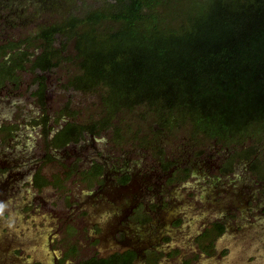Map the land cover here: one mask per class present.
I'll list each match as a JSON object with an SVG mask.
<instances>
[{"label": "trees", "instance_id": "trees-1", "mask_svg": "<svg viewBox=\"0 0 264 264\" xmlns=\"http://www.w3.org/2000/svg\"><path fill=\"white\" fill-rule=\"evenodd\" d=\"M38 1L11 13L0 7V82L15 81L16 70L61 69L67 90L99 95L102 112L90 125L69 123L55 146L78 141L86 129L122 143L133 135L123 116L137 113L153 133L139 140L143 148L161 156L160 138L188 127L192 138L223 143L230 164L250 160L264 179V0ZM20 28L29 37L16 41L11 34ZM93 170L98 176L101 166ZM224 229L214 223L202 237ZM137 259L127 249L77 264Z\"/></svg>", "mask_w": 264, "mask_h": 264}, {"label": "rangeland", "instance_id": "rangeland-1", "mask_svg": "<svg viewBox=\"0 0 264 264\" xmlns=\"http://www.w3.org/2000/svg\"><path fill=\"white\" fill-rule=\"evenodd\" d=\"M30 2L39 1L5 0L0 7L11 13L10 10L26 9ZM73 5H81V0ZM31 9L32 6L26 15ZM13 30L11 36L16 40L27 34V29ZM64 74L62 70L58 73L65 79ZM29 81L31 78L25 76V83ZM29 90L24 84L19 92L14 91V96L7 97L0 88V117H3L0 123L10 116L12 122L20 123L30 104L26 99ZM55 91L58 89L49 92L53 110L61 103L69 104L75 113L74 120L81 124L101 116L99 95L71 90L56 95ZM4 100L13 105L5 106ZM123 118L122 125L130 127L133 135L124 141L123 148L116 147L117 152L105 150V156H111L112 164L120 162L118 153L122 150L141 151L131 156L125 154L128 165L138 170L137 177L144 178L133 184L142 193L141 202L136 205L138 211L133 214L130 211L134 197L129 192H122L116 201L108 200L107 195L104 201L84 204L87 199L83 200L82 192L76 191L72 204L78 206L73 209L54 206L57 197L52 205L51 189L42 194L30 190L27 181L19 180L24 167L16 168L17 161H22L23 149L30 150L24 144L37 146L36 133L21 130L17 141L15 138L5 143L0 136V162L8 164L0 175V264H77L127 247L140 253L135 264H264V179L258 177L260 170H253L250 160L240 156L220 171L219 158L227 154L226 147L200 135L192 138L188 127L160 138L164 154L159 156L153 148L141 146L139 140L151 139L153 133L147 124L141 123L138 114ZM104 139L105 142L110 139L108 134ZM258 155L264 162V147ZM160 157L164 161H177L181 168L189 167L187 175L175 173L178 177L173 182L164 177L158 181L156 174L160 170L154 172V166ZM149 175L152 177L148 185ZM51 178L53 182L57 180L56 175ZM19 182L20 187L15 189ZM144 191H149L147 198ZM217 222L225 226L222 234L201 237L205 229Z\"/></svg>", "mask_w": 264, "mask_h": 264}, {"label": "flooded vegetation", "instance_id": "flooded-vegetation-1", "mask_svg": "<svg viewBox=\"0 0 264 264\" xmlns=\"http://www.w3.org/2000/svg\"><path fill=\"white\" fill-rule=\"evenodd\" d=\"M8 27L12 29V24L10 23ZM28 35L29 34L27 33L21 40H26L29 37ZM4 41L9 44L12 39L7 41L4 39ZM12 53L13 51L7 50L6 58H10ZM38 56L39 54L31 56V58L32 60H35ZM60 71L61 70L56 68L45 71L41 69H35L34 71L29 69L22 71L16 70V73L13 74L17 78L15 81L14 78H12L6 79L4 83L0 82V88L6 92L7 97H11V95L14 96V91L19 92L18 90H20L24 84L30 89L28 92L29 94L26 97L27 100H30V104L26 111L23 112L24 117L21 118L20 123L12 122V116L7 118V121L5 120L0 123L1 142L4 143L15 138V141H17V138L21 136V134H19L21 133V130H31L36 133L34 143H37V146L32 143H30V145L24 144L25 146H30V150L25 151L23 149L21 156L22 161H17L18 166H16V168L20 169V167H24L25 169V172L20 173V182L24 183V181H27V187L39 194H42L45 192L44 190L50 188L52 192L51 196L53 198L50 202L52 203L55 200V197L58 199L54 206L61 205V207L65 208L67 206L69 208L72 206V209L74 206H78V204H72L73 198L75 197L74 193L76 191L82 192L83 200L87 199L84 204H86V202L104 201L107 195L108 200L116 201L119 199L122 192H129V195L134 197V205L131 207L130 214L136 213L138 211L136 205L138 201L141 202L140 198L142 197V193L141 191L136 190L137 187L135 188L133 184L144 178L137 177L138 170H135L134 166L128 165L127 162L129 159L126 157L129 155L131 156L136 153V151L137 153H141L140 150H134L128 147L129 149L122 150L120 154L118 153L119 158H122L120 162L116 161L111 164L112 158L111 156H105V150L114 153L117 152L115 151L116 147L123 148L126 144L124 141L122 143L116 142L113 139L112 134L109 132L103 130L98 133V130L92 132L90 129H86L78 141H67L65 145L61 147L54 145L56 137L59 136L69 123L81 124L74 120L75 113L68 107L69 104L67 105L65 103V105L61 103L60 107H57L56 110H53L50 106V90L58 89L57 92L55 91V93H57L56 95H62L64 91H67L65 79L58 75ZM25 76H29L31 81L25 83ZM53 77L55 78L54 82L53 84H50ZM41 85H44L43 91H40ZM71 91L73 92L72 89ZM9 103L10 106L13 105V102L11 103L9 101H5L4 105L9 107ZM15 103L14 105H17ZM13 109L14 108L12 107L10 112L11 115H13ZM21 110H24V108ZM0 113L2 112L0 111ZM0 119H3V117H0ZM93 121L85 124L90 125ZM106 134H108L110 139L105 142L104 135ZM61 136L62 135L59 137ZM214 142L223 145V143H220L217 140H214ZM87 148L89 149L88 151L86 150ZM227 151V154L224 155L225 157L223 156L224 158H219L220 162L218 168L220 171L226 169L230 165L231 153L228 149ZM125 154H128V156ZM176 162L174 160L171 162L164 161V159L160 157L157 164L154 166V172H157V168H159L160 172L158 173L160 175L153 173L156 174V176L158 175L157 180L159 181L164 177L167 179V182H173L174 177H178L176 174L184 172V175H187L190 168H181V164ZM20 164L23 166H19ZM95 164L101 166V172L98 176L94 175L93 168ZM7 165L8 164L0 162V175L3 173ZM55 175L57 180L53 182V178L51 177ZM151 177L152 176L149 175L147 177L148 180L146 179L148 185V181ZM43 180L46 181L44 184ZM111 181L114 184L111 185ZM20 182L16 185L15 189L20 187ZM11 189L13 190V186H11ZM146 192L145 196L147 198L150 194L148 193L149 191ZM12 193L14 196L15 193ZM81 203L82 202H80V204ZM44 205L46 204L44 203ZM212 225L213 224H211V226ZM127 229L130 230L129 227H127ZM127 249L135 251L138 254V257L140 256V253L133 247L116 250L112 253L123 252Z\"/></svg>", "mask_w": 264, "mask_h": 264}]
</instances>
